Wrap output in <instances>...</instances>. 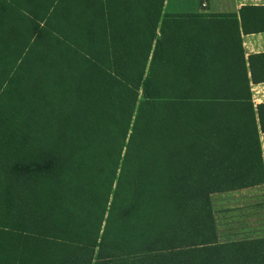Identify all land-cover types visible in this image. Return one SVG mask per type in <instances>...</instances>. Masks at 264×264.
I'll list each match as a JSON object with an SVG mask.
<instances>
[{
    "label": "trees",
    "instance_id": "1",
    "mask_svg": "<svg viewBox=\"0 0 264 264\" xmlns=\"http://www.w3.org/2000/svg\"><path fill=\"white\" fill-rule=\"evenodd\" d=\"M164 1L21 0L17 24L0 0V264H187L211 197L264 183L245 62L211 83L235 74L219 24Z\"/></svg>",
    "mask_w": 264,
    "mask_h": 264
},
{
    "label": "crops",
    "instance_id": "2",
    "mask_svg": "<svg viewBox=\"0 0 264 264\" xmlns=\"http://www.w3.org/2000/svg\"><path fill=\"white\" fill-rule=\"evenodd\" d=\"M189 1L197 3V0H188L184 3ZM227 1L221 3L223 5L221 7V4L212 5L214 2L210 1L211 3H209L208 0H203L202 3L199 1V8L195 9L190 4L188 6L190 10L173 12V14L208 15L209 17L207 16L206 19H209L213 24H219V26L212 28L210 53L208 54H226L225 50H227L226 47L229 44L231 46L230 54L235 56V74L230 77L225 72H222L219 76L212 75L210 78L211 83L214 81V83L218 82V86L230 87L233 83L237 85V83L244 82L242 70L245 62L250 103L264 162V0H231V3ZM166 2L167 0L164 1L163 10ZM216 15H220V17H216ZM222 46L224 49H222ZM219 63L221 64L220 60ZM210 65L212 67V64ZM238 70L240 71L239 74ZM209 73L212 74L213 72L210 71ZM212 205L216 224L218 223V230H222V236L225 238L221 236V240L218 239V243L210 247L185 250L186 263L264 264V259L259 256L263 249L256 243L240 244L237 241L228 239L229 237H240L241 239V233H233V230L244 231L245 227L239 225H244V221L248 224L246 220L248 218L256 223L259 221L264 222V183L239 191L217 194L213 197ZM238 214L240 217H237V219L243 221L236 224L233 219ZM235 225L236 227H234ZM261 226L260 229L264 231V225ZM249 232H251V229ZM261 235H264V232ZM239 252H243L242 255H239Z\"/></svg>",
    "mask_w": 264,
    "mask_h": 264
},
{
    "label": "rangeland",
    "instance_id": "3",
    "mask_svg": "<svg viewBox=\"0 0 264 264\" xmlns=\"http://www.w3.org/2000/svg\"><path fill=\"white\" fill-rule=\"evenodd\" d=\"M6 1L8 3H3V5L6 7L5 9H7L9 11L10 8H14L15 9V13H12V15H10L8 18H6L7 17V15H6L4 18H6V20L8 19V21H10V22H14V23L19 24L20 22H19L18 18H19L20 15H22V12H23L22 7L27 6L26 3H22L21 0H6ZM186 1H188V0H167L166 5L164 6L163 12L165 14H167V13L173 14V12H185L186 10H190V9H188V6L190 4L192 6H194V8L196 9V8H199L200 7V3L203 2V0H197L196 1L197 3H191L190 1L187 2V3H184ZM199 1H200V3H199ZM208 1H209V3H211V2L213 3L214 2L212 5H219L221 3H226V0H208ZM227 2L228 3H231V0H228ZM222 6L223 5L221 4V7ZM24 16H25V14H24ZM21 24H22L23 27H25L26 26V21H22ZM27 36H28V32L25 31L23 33V37H27ZM2 89H3V87L1 88V91H2ZM11 100L14 101L15 98H11ZM3 107H5L4 108V111H3L4 114L6 113V115L10 116V114H7V111L9 110V107H10V103H9L8 99L4 98L0 94V110H3ZM20 114H26V111H21ZM15 121L18 123L19 122V118L17 117L15 119ZM10 122L11 123H14V120L11 119ZM11 127H13V126H11ZM10 129L11 130H14V128H10ZM9 135H10V133L7 132L6 133V136L7 137L5 136V138H3L1 140V142H0V175H1L0 176L1 177L0 178V189L2 188V185L1 184H3V181H4L3 180L4 179V175H3V172H2L3 170H1V168L8 163V161H9L8 156L11 153L10 150L14 149L13 147L15 146L14 142H12V141H10V143H8ZM214 196L215 195H213L211 197V200L212 201H213V197ZM238 215H235L236 218L233 219L236 222V224L237 223H241L240 221H243V220L237 219V217H240V215L239 216ZM246 220H247V223L248 224H246V222L244 221V225L243 224H240L239 225V226H244L245 227V230L244 231H240V230L234 231L233 230V233L234 232L241 233L240 234L241 235V239L243 237H247V236L248 237H260V235L263 233V231H262L263 229H260V228L262 227L261 225H264V222H260L258 220L259 222L256 223L255 221H252L251 218H248ZM231 224H233V223H231ZM215 225H216L217 237H218L219 240H221V238L223 237L222 236L223 235L222 234L223 232H222V230H218V223L215 224ZM234 227H236V225ZM250 229H251V232H249ZM227 236H229V235H227ZM223 238H225V237H223ZM238 238H236V237H234V238L233 237H229L228 239H232V240H234V239L236 240L237 239V240H240V237H238ZM229 241H231V240H229Z\"/></svg>",
    "mask_w": 264,
    "mask_h": 264
}]
</instances>
